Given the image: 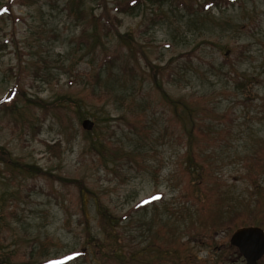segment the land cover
Returning <instances> with one entry per match:
<instances>
[{
  "label": "rangeland",
  "instance_id": "rangeland-1",
  "mask_svg": "<svg viewBox=\"0 0 264 264\" xmlns=\"http://www.w3.org/2000/svg\"><path fill=\"white\" fill-rule=\"evenodd\" d=\"M135 1L0 0V264H244L264 228V0H138L107 32Z\"/></svg>",
  "mask_w": 264,
  "mask_h": 264
},
{
  "label": "trees",
  "instance_id": "trees-1",
  "mask_svg": "<svg viewBox=\"0 0 264 264\" xmlns=\"http://www.w3.org/2000/svg\"><path fill=\"white\" fill-rule=\"evenodd\" d=\"M233 1H241V0H229V1L226 0L227 3H230V2H233ZM126 3H124V4H126ZM122 4L123 3H120V2L117 3V4H115V6L111 10H108L107 7H106V5H105L103 15L105 17V20H107L105 22V24H106L105 26L107 28V32H111V31L114 30V31H116L120 35L121 38L124 39V37L126 35L121 34V33L118 32V29H117V27H115L114 22L115 21H118V16L121 13H133L134 10H135V8L139 5V1L136 0L133 3L128 2V4L125 5V7ZM230 4H232V3H230ZM106 58H107L106 61L110 60L108 58V56H106ZM148 65H149V68H151L152 71H155V73H157L156 70H155L156 69V66H153L151 63H148ZM165 69H167V68H165ZM166 76L168 77V80L169 81H173V79H172V76H173L172 72H167L166 73ZM153 79L155 80V82L157 84V80H158L157 76H153ZM19 90L20 89H19L18 86L13 87L12 90L9 92V95H8L7 99L5 100V102H8L11 99H14V97L16 96V94L18 93ZM169 100H170L169 101V104L174 108L175 115L176 116L178 115V117H179V115L181 114V112H179V111L181 109L180 107L182 106L183 101L182 100H174V99H169ZM0 160L2 162H4V163L5 162L10 163V159H7V153H6V151L4 149H2V148H0ZM78 252L80 254H83L84 255V251L81 250V251H78ZM165 252H168V250L167 249L162 250V254H164ZM67 257L69 258V257H71V255L70 254H66V255L61 256V257H56V256L54 257L53 256V257H50V258H48L46 260L41 261L39 264H51V263H58L59 264V261H60L59 259H66Z\"/></svg>",
  "mask_w": 264,
  "mask_h": 264
},
{
  "label": "water",
  "instance_id": "water-1",
  "mask_svg": "<svg viewBox=\"0 0 264 264\" xmlns=\"http://www.w3.org/2000/svg\"><path fill=\"white\" fill-rule=\"evenodd\" d=\"M85 130H91L94 122L85 119L82 123ZM230 242L238 247L246 260V264H259L264 255V229L259 226H245L238 228L231 236Z\"/></svg>",
  "mask_w": 264,
  "mask_h": 264
},
{
  "label": "flooded vegetation",
  "instance_id": "flooded-vegetation-1",
  "mask_svg": "<svg viewBox=\"0 0 264 264\" xmlns=\"http://www.w3.org/2000/svg\"><path fill=\"white\" fill-rule=\"evenodd\" d=\"M244 259V257H243ZM264 255L260 258V260L258 261L259 264H264ZM244 264H246V260L244 259Z\"/></svg>",
  "mask_w": 264,
  "mask_h": 264
}]
</instances>
